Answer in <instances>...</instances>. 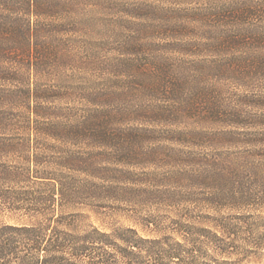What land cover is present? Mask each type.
Masks as SVG:
<instances>
[{"label": "rangeland", "instance_id": "1", "mask_svg": "<svg viewBox=\"0 0 264 264\" xmlns=\"http://www.w3.org/2000/svg\"><path fill=\"white\" fill-rule=\"evenodd\" d=\"M246 1L52 0L31 16L42 29L32 36L31 52L45 59L37 72L23 65L15 76L0 65V112L20 119L17 88L29 84L48 89L49 104L63 119L79 121L94 110L112 118L105 145L87 135L67 138L59 149L109 169L86 176L113 186L83 210L87 223L133 226L143 234L145 219H168L186 206L196 215L250 210L213 208L207 199L220 187L201 177L227 163L246 176L245 167L262 157L264 6L250 18L233 16ZM178 74L191 81L180 97L150 87ZM179 99L196 105L188 111ZM230 129L236 133L224 138L196 135ZM15 220L10 212L0 215V222ZM262 237L252 235L229 264H264Z\"/></svg>", "mask_w": 264, "mask_h": 264}, {"label": "trees", "instance_id": "2", "mask_svg": "<svg viewBox=\"0 0 264 264\" xmlns=\"http://www.w3.org/2000/svg\"><path fill=\"white\" fill-rule=\"evenodd\" d=\"M50 1L0 0V65L7 64L6 73L19 75L23 65L26 71L39 70L38 60L45 56L31 52V40L42 29L34 26L31 16L37 17ZM243 6L246 9H236L233 16L250 18L264 5L248 0ZM8 40L9 48L4 47ZM170 82L150 87L180 97L191 83L179 74ZM17 89L20 119L0 112V215L10 212L16 219L0 222V264H229L252 235L264 238V143L262 157L245 167L246 176L230 163L201 173L215 190L220 187L219 195L207 199L213 208L226 203L248 212L196 215L186 206L168 219H145L139 223L143 234L133 226L103 229L87 223L83 210L103 200L101 192L113 186L109 180L95 183L86 176L109 169L96 167L77 151L59 149L70 137L88 135L100 145L109 142L112 118L94 110L72 122L56 114L46 97L48 89L29 84ZM178 105L190 111L196 104L179 99ZM233 133L201 130L196 135L224 138Z\"/></svg>", "mask_w": 264, "mask_h": 264}]
</instances>
